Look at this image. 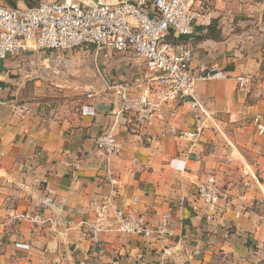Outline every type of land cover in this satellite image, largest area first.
I'll return each instance as SVG.
<instances>
[{"label": "crops", "instance_id": "0c3cea01", "mask_svg": "<svg viewBox=\"0 0 264 264\" xmlns=\"http://www.w3.org/2000/svg\"><path fill=\"white\" fill-rule=\"evenodd\" d=\"M34 2L0 0L18 7ZM192 8L202 21L173 43L190 50L196 73L219 67L210 80H197L195 91L230 145L210 125L197 142L171 135L170 127L191 130L200 123L187 102L163 106L143 127L129 123L118 91L98 69L116 83L129 81L146 71L131 54L104 58L92 45L63 52L87 57L97 74L68 94L78 96L76 109L56 111L46 90L34 88L33 51L1 63L7 104L0 105V264H264V0H193ZM238 76L249 81L240 86ZM15 102L28 103L29 113L21 117ZM103 132L116 137L119 154L96 147ZM208 178L220 198L209 219L196 194ZM101 209L141 216L154 230L166 217L171 232H101L95 243L84 223ZM23 213L52 217L59 230L14 218Z\"/></svg>", "mask_w": 264, "mask_h": 264}, {"label": "built area", "instance_id": "2783aa9c", "mask_svg": "<svg viewBox=\"0 0 264 264\" xmlns=\"http://www.w3.org/2000/svg\"><path fill=\"white\" fill-rule=\"evenodd\" d=\"M192 6L193 0H39L31 7L0 4V65L11 56L29 51L63 53L86 45H92L95 53L104 58L112 54H131L143 61L146 71L129 81L116 83L98 69L109 88L118 91L119 110L125 113L129 123L143 127L158 118L163 106L174 101L187 102L191 109L199 112L200 123L191 130L170 127L169 133L178 139L197 142L210 125L230 145L229 135L195 91L197 80H210L219 67L213 64L196 73L191 67L190 50L168 39L170 35L179 38L194 32L202 21V13ZM3 77L0 71V81ZM236 79L240 86L249 81L246 76ZM134 87L138 94L133 93ZM3 90L5 86L0 83V93ZM86 97H91V92H87ZM5 104L7 100L0 95V105ZM13 107L21 117L29 113L28 103L15 102ZM94 143L107 156L121 151L120 143L110 132L97 135ZM244 174L255 179L248 171ZM196 187L203 213L209 219L216 213L220 200L215 179L208 178ZM260 191L264 196V188ZM43 202L55 209L52 197L46 196ZM14 218L47 223L51 231L59 230L58 222L52 217L23 213ZM61 223L63 226L64 220ZM84 225L95 243L99 242L101 232L142 236L153 232L163 236L171 232L166 217L154 230L141 216L132 217L119 211L108 216L103 209L96 220Z\"/></svg>", "mask_w": 264, "mask_h": 264}, {"label": "rangeland", "instance_id": "374dc122", "mask_svg": "<svg viewBox=\"0 0 264 264\" xmlns=\"http://www.w3.org/2000/svg\"><path fill=\"white\" fill-rule=\"evenodd\" d=\"M36 4L34 2L33 5ZM73 55L75 57L52 50L34 51V88L46 90L45 94H49L53 102L50 109H76L79 103L76 99L78 96L68 94L83 90L84 86L96 77L94 66L87 57L77 55L75 52Z\"/></svg>", "mask_w": 264, "mask_h": 264}, {"label": "trees", "instance_id": "16d2710c", "mask_svg": "<svg viewBox=\"0 0 264 264\" xmlns=\"http://www.w3.org/2000/svg\"><path fill=\"white\" fill-rule=\"evenodd\" d=\"M38 1H39V0H38ZM37 3H38V2H37ZM148 4H149V3H148ZM173 38H174V37H173L172 35H170V36L168 37L169 40H171L172 42H174L175 39H173Z\"/></svg>", "mask_w": 264, "mask_h": 264}]
</instances>
